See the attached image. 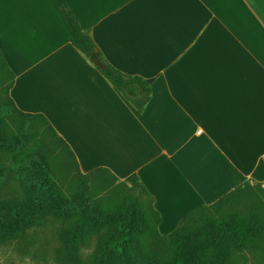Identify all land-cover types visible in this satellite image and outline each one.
<instances>
[{"label":"crops","instance_id":"0c3cea01","mask_svg":"<svg viewBox=\"0 0 264 264\" xmlns=\"http://www.w3.org/2000/svg\"><path fill=\"white\" fill-rule=\"evenodd\" d=\"M64 1L106 61L151 88L138 113L49 0H0L8 96L46 118L81 174L140 180L161 236L245 182L264 186V0Z\"/></svg>","mask_w":264,"mask_h":264},{"label":"trees","instance_id":"16d2710c","mask_svg":"<svg viewBox=\"0 0 264 264\" xmlns=\"http://www.w3.org/2000/svg\"><path fill=\"white\" fill-rule=\"evenodd\" d=\"M70 34L71 45L89 62L95 50L102 67L91 65L138 112L150 101L149 83L110 65L97 50L64 0H49ZM14 75L0 52V84L12 129L0 120V151L10 153V165L22 180L23 202H0V245L22 239L47 222L52 207H72L79 201L75 222L60 232L66 260L71 264H241L236 254L264 235V189L248 182L211 205L192 209L178 228L161 236L159 214L142 182L132 187L120 182L109 170L96 168L81 174L74 154L42 114L19 111L8 96ZM1 106V105H0ZM72 165L79 178L67 185ZM8 167L0 165V186L6 183ZM73 176V175H72ZM41 196L33 200L31 193ZM95 224L96 245L87 261L79 247L90 224Z\"/></svg>","mask_w":264,"mask_h":264},{"label":"rangeland","instance_id":"374dc122","mask_svg":"<svg viewBox=\"0 0 264 264\" xmlns=\"http://www.w3.org/2000/svg\"><path fill=\"white\" fill-rule=\"evenodd\" d=\"M4 85L0 84V120L7 122V129H12L10 116V108L3 106L2 102L5 98ZM11 123V124H10ZM0 165L8 167L9 173L6 183L0 186V202L14 200L18 202L24 201L26 189L22 180L18 179L13 167L10 165V153L8 151H0ZM68 176L67 185H73L72 179L79 178L78 172L72 165ZM114 185L120 183L118 179L112 180ZM256 189H264L259 184H250ZM33 200L42 198L35 192L31 193ZM78 199L72 207H66L57 204L50 209L47 214V222L38 228L30 230L22 239L0 245V264H71L66 260L65 252L61 243V230L75 222L77 214L81 206ZM95 224H90L85 237L79 247V254L83 261H87L94 251L96 245ZM254 259L264 262V235L255 242L248 245L242 256L235 253V258H243L241 264H249L250 259L247 255H254ZM247 254V255H246Z\"/></svg>","mask_w":264,"mask_h":264},{"label":"water","instance_id":"95a60500","mask_svg":"<svg viewBox=\"0 0 264 264\" xmlns=\"http://www.w3.org/2000/svg\"><path fill=\"white\" fill-rule=\"evenodd\" d=\"M89 62L92 63L94 66L101 68L102 62L100 61L96 51L94 50L91 56L89 57Z\"/></svg>","mask_w":264,"mask_h":264}]
</instances>
